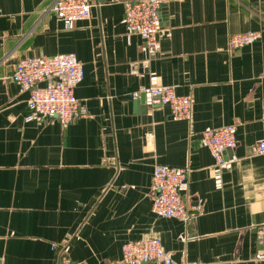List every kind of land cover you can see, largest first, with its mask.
Segmentation results:
<instances>
[{
    "label": "crops",
    "instance_id": "0c3cea01",
    "mask_svg": "<svg viewBox=\"0 0 264 264\" xmlns=\"http://www.w3.org/2000/svg\"><path fill=\"white\" fill-rule=\"evenodd\" d=\"M53 1L0 0L2 264H57L62 241L73 261L121 264L124 242L152 237L178 262L264 264V155L252 151L264 130V0H167L153 55L126 35V0H89L90 17L72 29ZM248 31L258 38L227 48ZM62 53L82 64L74 94L87 115L26 120L28 93L8 78L14 63ZM152 85L191 94L190 120L133 98ZM227 125L236 144L220 168L201 133ZM155 163L190 169V222L152 213Z\"/></svg>",
    "mask_w": 264,
    "mask_h": 264
},
{
    "label": "built area",
    "instance_id": "2783aa9c",
    "mask_svg": "<svg viewBox=\"0 0 264 264\" xmlns=\"http://www.w3.org/2000/svg\"><path fill=\"white\" fill-rule=\"evenodd\" d=\"M167 0H126L124 2L123 21L126 35L138 34L145 43L147 52L155 53L157 35L161 25V10ZM49 10L62 21L65 28L72 29L74 23L87 19L91 15L89 0H54ZM258 33L248 31L234 33L229 36L227 48L232 51L248 45L258 38ZM84 76L82 64L72 53H62L53 57H25L18 59L8 78L20 91L28 93L26 120L57 119L67 124L75 119L86 116L87 110L82 101L74 94V87ZM143 93L150 98L152 104H164L170 109L174 120H190L192 111L191 94L179 95L172 87L152 85L141 87L132 93L138 98ZM264 127V110L261 114ZM203 144L208 148L217 167L224 168L227 161L223 151L232 149L236 144L235 126L227 125L217 129L202 131ZM252 151L264 155L263 135L253 145ZM188 167L155 163L151 172V211L159 217L176 218L190 222L196 213L186 201ZM257 241L262 247L257 251L256 258L264 259V228L256 230ZM64 243L58 249L57 264H82L71 260L64 253ZM121 264H195L194 262H178L163 247L160 239L152 237L124 242L121 246ZM0 264L2 259L0 257Z\"/></svg>",
    "mask_w": 264,
    "mask_h": 264
},
{
    "label": "water",
    "instance_id": "95a60500",
    "mask_svg": "<svg viewBox=\"0 0 264 264\" xmlns=\"http://www.w3.org/2000/svg\"><path fill=\"white\" fill-rule=\"evenodd\" d=\"M162 19L165 20V16H164V18H163V16H162ZM136 100H137L138 103L144 104V101H145V94L141 93V94L139 95V97H138ZM144 106H145V105H144ZM145 108H146V106H145ZM224 153H225V151H223V154H224Z\"/></svg>",
    "mask_w": 264,
    "mask_h": 264
}]
</instances>
